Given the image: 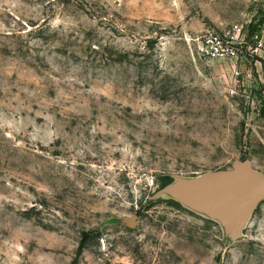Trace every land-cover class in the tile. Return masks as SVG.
<instances>
[{"label":"rangeland","instance_id":"374dc122","mask_svg":"<svg viewBox=\"0 0 264 264\" xmlns=\"http://www.w3.org/2000/svg\"><path fill=\"white\" fill-rule=\"evenodd\" d=\"M263 23L264 0H0V264H264V200L227 242L153 197L264 173V49L201 51Z\"/></svg>","mask_w":264,"mask_h":264},{"label":"water","instance_id":"95a60500","mask_svg":"<svg viewBox=\"0 0 264 264\" xmlns=\"http://www.w3.org/2000/svg\"><path fill=\"white\" fill-rule=\"evenodd\" d=\"M173 178L153 197L173 199L184 208L217 222L227 242L243 235L254 211L264 200V173L248 158L235 160L230 168ZM134 219L123 221L131 223Z\"/></svg>","mask_w":264,"mask_h":264},{"label":"built area","instance_id":"2783aa9c","mask_svg":"<svg viewBox=\"0 0 264 264\" xmlns=\"http://www.w3.org/2000/svg\"><path fill=\"white\" fill-rule=\"evenodd\" d=\"M252 42L249 44L243 25L235 24L224 32H208L201 39L202 54L209 59H238L245 53H259L264 49V23L252 33Z\"/></svg>","mask_w":264,"mask_h":264},{"label":"trees","instance_id":"16d2710c","mask_svg":"<svg viewBox=\"0 0 264 264\" xmlns=\"http://www.w3.org/2000/svg\"><path fill=\"white\" fill-rule=\"evenodd\" d=\"M174 180L173 176L171 175H163L161 178V187H164L166 185H168L169 183H171ZM159 200H164L167 203L173 205V206H177V207H182L184 208L179 202L173 200V199H168V198H159Z\"/></svg>","mask_w":264,"mask_h":264}]
</instances>
